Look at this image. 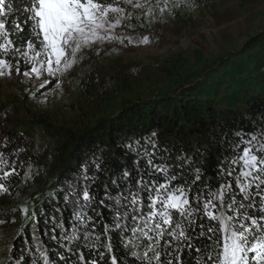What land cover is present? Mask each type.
<instances>
[{
	"label": "trees",
	"instance_id": "trees-1",
	"mask_svg": "<svg viewBox=\"0 0 264 264\" xmlns=\"http://www.w3.org/2000/svg\"><path fill=\"white\" fill-rule=\"evenodd\" d=\"M23 6L22 0H17V9ZM16 18L13 16L12 20ZM20 19L23 20L22 13ZM28 36L26 28L24 40ZM7 59L15 61L12 57ZM221 61L205 69L196 83L185 82L170 92L146 94L124 102L111 114L79 129L56 131L48 128L46 119L40 118L23 128L19 123L11 125L10 118L0 117V157L13 165L17 173L4 181L6 185L15 184L28 164L41 163L48 156L60 161L50 185L43 184L35 191L36 196L42 194L38 196L42 200L28 216L33 220L25 225L24 234L9 243L4 252L7 263L0 264H33V261L44 264L41 252L49 257L50 264H79L81 253L88 261L97 259L98 264H110L111 254L99 261V253L106 251L109 242L119 264H142L121 244L122 233L113 227L117 216L115 199L106 196L115 198L122 191L130 195L126 191L129 185L135 192L142 174L149 182V173H153L151 179L163 182V173L155 172L149 160L167 167L169 176L178 177L177 185L185 181L191 184L197 169L201 172L197 188L210 182V190L215 192L221 184L231 181L236 198L242 200L234 176L228 177L223 172L249 146L241 143V137L245 142L251 141L253 151L264 157V151L260 150L264 144V72L260 69L264 62V30ZM135 78L122 75L118 85ZM89 83L95 93L91 78ZM220 85L226 86L224 92L219 90ZM110 93L95 95L102 98ZM39 128L43 129L44 138L39 136ZM0 167L11 170L4 165ZM126 171L131 173L130 178L125 177ZM86 186L95 199L82 208L79 205L84 203L82 193ZM144 200L147 204L146 194ZM124 211L119 208V214ZM77 212L81 213L79 219ZM121 223H126L129 229L135 227L130 218ZM105 225L112 230L105 233ZM74 231L76 239H70ZM85 233L89 234L87 240ZM96 237L100 239L97 241ZM132 251L142 254L144 249Z\"/></svg>",
	"mask_w": 264,
	"mask_h": 264
},
{
	"label": "snow or ice",
	"instance_id": "snow-or-ice-1",
	"mask_svg": "<svg viewBox=\"0 0 264 264\" xmlns=\"http://www.w3.org/2000/svg\"><path fill=\"white\" fill-rule=\"evenodd\" d=\"M22 2L24 6L17 9V0H0V76L12 74L13 63L7 57L15 60L17 75L21 74L23 61L29 66V70L22 73L25 77L34 75L39 79L45 73L48 76L39 84L37 91L50 86L53 79L58 86V76L76 63L84 48H90L96 41L119 39L112 30L130 18L128 7L143 9L147 6L148 13L153 12L150 0H143V3L141 0ZM168 3L169 0H164L161 7L160 0H157L160 13L166 10ZM21 13L23 20L20 19ZM13 16L17 18L12 20ZM26 28L29 36L24 40ZM241 143L249 146L232 160V167L224 170L223 175L234 176L242 200L236 198L231 181L221 184L215 192L210 190V182L197 188L196 181L201 177L200 169H197L191 184L185 181L177 185L178 177L169 176L167 167L154 165L152 160L148 163L155 172L163 173V182L151 179L153 173L148 174L149 182L142 174L136 182L135 192L129 185L126 191L130 195L122 191L115 198L106 196L107 199H115L117 216L113 227L122 233L121 244L132 257L142 264H264V157L253 151L251 141L245 142L241 137ZM239 147L236 146L237 151ZM260 150L264 151V144ZM0 165L11 169L0 167V194H8L9 188L4 181L16 175V169L2 157ZM237 168L239 172H236ZM124 175L131 177L127 171ZM144 194L147 195V204ZM82 197L84 203L79 205L82 208L95 199L87 186ZM119 208L125 209L122 215ZM21 211L27 213L26 208ZM76 217L79 219L81 213L77 212ZM126 218H130L135 227L129 229L126 223H121ZM3 222L0 219V224ZM104 230L108 233L112 228L105 225ZM129 231L131 236H128ZM84 238L89 239V234L85 233ZM70 239H76L75 231ZM99 239L96 237L97 241ZM205 240L207 243H202ZM133 248H143L144 251L141 254L132 251ZM113 253L114 246L109 242L106 251L99 253V261H104L105 255L111 254L110 264H119V257ZM41 256L44 264H50L46 253L41 252ZM78 260L79 264H98L97 259L86 260L83 253Z\"/></svg>",
	"mask_w": 264,
	"mask_h": 264
},
{
	"label": "rangeland",
	"instance_id": "rangeland-1",
	"mask_svg": "<svg viewBox=\"0 0 264 264\" xmlns=\"http://www.w3.org/2000/svg\"><path fill=\"white\" fill-rule=\"evenodd\" d=\"M163 2L160 0L161 7ZM150 3L152 13H148L147 6L128 7L130 18L112 30L119 39L96 41L84 48L76 63L58 76V86L53 79L50 86L37 91L39 84L48 79L47 74L39 79L34 75L25 77L22 73L29 66L21 61V74L17 75L12 61L11 76H0V117L10 118L11 125L19 123L23 128L40 118L56 131L79 129L111 114L124 102L146 94L170 92L185 82L196 83L205 69L223 62L224 57L232 56L264 30V0H169L163 13L156 6L157 0ZM133 64L143 66L138 77L118 85L119 78L116 90L96 97L89 83L92 74L121 77ZM219 87L224 92L226 86ZM37 132L44 138L42 128ZM59 166L60 161L54 156L28 164L15 184L6 185L9 193L0 194V219L4 221L0 224V262H6L4 252L9 243L24 234L25 225L33 220L28 216L42 200L38 197L42 194L36 196L35 191L43 184L50 185ZM23 208L27 209L26 214L21 211Z\"/></svg>",
	"mask_w": 264,
	"mask_h": 264
},
{
	"label": "built area",
	"instance_id": "built-area-1",
	"mask_svg": "<svg viewBox=\"0 0 264 264\" xmlns=\"http://www.w3.org/2000/svg\"><path fill=\"white\" fill-rule=\"evenodd\" d=\"M179 2H186L188 0H178ZM181 42L183 40H180ZM261 71L264 72V62L261 65ZM143 70V66L139 64H133L131 65L123 75H126L130 78H135L140 75V73ZM120 78V76H115L112 73H99L95 72L91 76V82L95 86V93L96 95H103L109 91H112L116 85L117 80Z\"/></svg>",
	"mask_w": 264,
	"mask_h": 264
}]
</instances>
